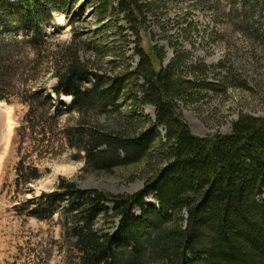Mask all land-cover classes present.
<instances>
[{"label": "trees", "instance_id": "16d2710c", "mask_svg": "<svg viewBox=\"0 0 264 264\" xmlns=\"http://www.w3.org/2000/svg\"><path fill=\"white\" fill-rule=\"evenodd\" d=\"M81 1L93 9L98 25L88 32L98 42L75 35L54 47L41 28L54 11L66 14ZM166 2L0 0V71L10 72L0 80V100L7 85L25 84L29 61L49 60L56 84L20 96L30 106L27 117H40L43 126L46 116L54 120L52 96L71 98L63 141L84 172L131 168L130 180L143 181L135 193L114 194L62 179L41 196L61 204L54 213L63 246L78 264H264V116L242 112L228 134H194L179 102L231 83L216 70L223 65L196 62L177 41L165 63L149 23ZM238 2L246 13L264 11V0ZM146 106L154 119L140 113Z\"/></svg>", "mask_w": 264, "mask_h": 264}, {"label": "rangeland", "instance_id": "374dc122", "mask_svg": "<svg viewBox=\"0 0 264 264\" xmlns=\"http://www.w3.org/2000/svg\"><path fill=\"white\" fill-rule=\"evenodd\" d=\"M233 1L167 0L149 23L153 43L165 48L166 64L173 58V40L190 51L196 62L223 65L216 70L223 69L229 76L231 86L226 90L223 87L194 102H179L184 119L201 137L230 133L242 112L264 116V11L246 13ZM71 8L66 14L54 11L53 21L41 28L45 35L53 36L54 47L75 35L88 41L98 35L88 32L98 25L93 9L83 1ZM110 36L111 41L116 39L113 30ZM144 42L146 45L147 39ZM215 75L217 72L210 77ZM3 76L9 77L10 72L0 71V80ZM23 77L25 84L21 79L17 85H7V98L0 100L7 106L0 107V264H78L63 246L61 220L54 213L61 204L41 196L56 191L62 179L114 194L135 193L143 181L130 180L131 168L111 174L84 172V161L76 159L78 152L63 141L62 129L72 122L63 112L70 98L52 96L57 103L51 117L56 121L46 116L43 126L40 117H27L30 106L20 98H31L32 93L45 89L51 92L56 84L51 63L45 58L29 61ZM140 113L155 118L151 106ZM148 202L155 200L148 198Z\"/></svg>", "mask_w": 264, "mask_h": 264}, {"label": "bare ground", "instance_id": "6f19581e", "mask_svg": "<svg viewBox=\"0 0 264 264\" xmlns=\"http://www.w3.org/2000/svg\"><path fill=\"white\" fill-rule=\"evenodd\" d=\"M67 101V100H66ZM70 105V102L68 101V103H67V106L66 107H68ZM0 107L2 108V107H7V106H5L4 104H2V103H0Z\"/></svg>", "mask_w": 264, "mask_h": 264}, {"label": "clouds", "instance_id": "9594fccd", "mask_svg": "<svg viewBox=\"0 0 264 264\" xmlns=\"http://www.w3.org/2000/svg\"><path fill=\"white\" fill-rule=\"evenodd\" d=\"M54 15H55V13H54Z\"/></svg>", "mask_w": 264, "mask_h": 264}]
</instances>
